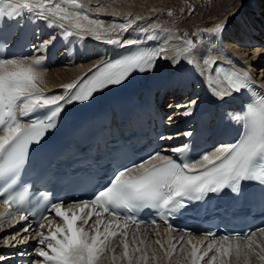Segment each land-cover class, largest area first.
I'll list each match as a JSON object with an SVG mask.
<instances>
[{
    "label": "snow or ice",
    "instance_id": "6c2138e0",
    "mask_svg": "<svg viewBox=\"0 0 264 264\" xmlns=\"http://www.w3.org/2000/svg\"><path fill=\"white\" fill-rule=\"evenodd\" d=\"M24 12L49 21V26L59 24L69 36L73 35V29L76 34L97 36L107 31L102 21L87 15L80 0H0V17L6 15L12 18ZM134 22L130 19L127 23L113 25V30L118 27L126 32ZM224 27L223 23H216L207 31L216 35L222 33ZM147 38L152 39L151 36ZM53 39L50 37V40ZM106 42L126 47L138 46L141 40L108 38ZM195 48L193 40L185 39L176 50V56L193 64L194 57L200 55L206 68L220 67L215 56H209L207 52L197 53ZM166 51L164 47H137L126 56L97 65L89 70L91 74L87 79L82 77L79 81L66 84L62 91L52 95L44 94L39 86L43 83L41 71L37 70L41 68L39 57L0 56V197H3L0 204L5 206L0 219L11 223L13 220L27 221L30 215L39 216L40 231L32 235L38 237L41 246L38 248V256L42 258L40 264H102L109 253L111 264L117 261L120 264H149L159 258L156 250L146 245L144 239L133 234L131 244L134 247H130L129 225H135L137 229L140 226L134 213L143 208L155 210L171 233L173 227L167 218L186 210L192 202L203 199L209 193H219L226 188L238 193L241 183L246 181L264 187V93H261L242 115L232 117L237 122H243V133L236 142L221 145L211 153H203L194 159H173L161 151L154 152L142 162L116 171L89 199L68 203L67 211L64 202L47 203L41 211H32L28 207V187H14L15 180L27 162L30 147L39 145L55 128L57 118L65 107L88 102L98 91L123 84L133 73L154 70L156 60ZM175 62H179L178 59ZM216 76L219 83L213 82V95L221 100L252 87L248 70L238 73L232 69ZM195 104L196 101L192 100L188 105L178 107L191 108ZM41 109L47 111L27 121L19 118L31 117ZM185 150L183 146L171 149L177 153ZM52 213L62 221V225L57 224L54 230L48 223ZM105 216L111 217V220H106ZM152 223L155 224V221ZM46 226L49 227L47 235L43 231ZM21 231L28 233L29 227H23ZM259 232L264 234V228ZM156 235L159 237L160 234L157 232ZM186 235L190 238L184 241L182 236L183 243H173V238L169 237L167 248L161 239H156L154 243L159 245L169 261L177 252H184L185 244L190 246L186 257L190 258V264H233V256L237 262L243 257L246 264H250L252 256L264 261V247L256 243L254 234L246 237L225 235L216 239L214 233L208 232L203 240L196 243L191 238V232ZM117 237H121L119 246L123 249L120 256H116V248L111 247ZM209 237L212 240L205 249L204 242ZM30 238L22 236L19 242L24 243ZM241 239L244 243L240 242ZM4 243L8 244L9 240ZM257 248L261 251L258 252ZM209 253H212L210 257ZM206 257L209 259L206 260ZM3 259L0 256V260Z\"/></svg>",
    "mask_w": 264,
    "mask_h": 264
},
{
    "label": "bare ground",
    "instance_id": "6f19581e",
    "mask_svg": "<svg viewBox=\"0 0 264 264\" xmlns=\"http://www.w3.org/2000/svg\"><path fill=\"white\" fill-rule=\"evenodd\" d=\"M93 1H97L98 3L94 5ZM80 2L84 4L87 15L91 19L102 21L103 27L107 31L101 32L99 36L83 33V40H80V38L73 33L67 45L65 55L71 60L69 66H76L73 65L74 59L72 58L74 55L77 54V52L88 50V57L85 56L86 51L85 53L83 52V60L78 63L80 65L77 64L78 66L62 72L53 71V69H37L41 71V78L43 80V83L39 86L46 95H52L62 91L64 85L74 82L78 77L94 66L96 62H99L112 47L114 48L117 46L120 48L119 45H109L105 41L108 37L123 40L129 37L148 39L147 37L151 36L152 39L159 40L161 46L167 49L165 58L168 61L170 74L175 79L173 80L176 86V99H181L182 96L180 95L187 91V96L182 97V99H186V103L192 100L196 101L199 98V92L201 90L200 84L204 81L212 86L214 81L219 83L217 77L211 75V69L205 67L203 58L200 55L194 57L195 63L193 64H189L186 59L176 56V50L181 46L182 41L190 39V37L193 38L192 36L195 34H200L202 38V40L196 44L195 51L197 53L207 52L209 56H215L223 62L228 61L232 69L248 70L255 81L258 80L260 84L264 83V47H261L260 43L257 41V39L261 40L262 32H264V0H80ZM170 7H172L176 15L169 16L168 14L162 13V11H146L147 8L166 10ZM184 8H186V10H182ZM179 13H181L180 20H177L176 16ZM149 15L153 18L152 20L148 19ZM137 17L139 19H136ZM130 19L135 22L133 27L128 29V31H121L118 27L113 30V25L127 23ZM170 22L171 24H168ZM82 23L87 22L82 21ZM216 23H223L225 25L223 32L216 35L209 34L207 30L214 28ZM229 24L232 26L226 28ZM45 26L46 27H41L45 31H47L48 27H53L49 26V24ZM57 26H59V24L55 25L53 29L55 33L53 32L54 34L52 35L55 39L50 40L49 38L48 40L50 41H46L43 49H46L48 44H51V42H54L56 39H58V41L62 40L61 35L65 34V29L59 27L57 30ZM66 27L70 28L68 25H66ZM49 28L48 31L50 33ZM72 31L75 32L74 29ZM185 33L192 35L186 37L184 36ZM259 33L261 34L259 35ZM65 42L66 40L63 41V44H65ZM93 51H95L96 54L94 57H90ZM98 51L99 53L97 54ZM68 53L70 55H68ZM177 59L179 62H175ZM222 61H217L220 67L222 66ZM258 65L261 67L260 69H257ZM260 73L261 77H259ZM235 99L237 98L230 97L229 101H235ZM0 213H2L1 210ZM8 223L10 222L0 219V226L6 228L7 233H11L9 234L10 238L15 235H13L11 229L6 226ZM157 232L160 234L159 237L156 235ZM133 234L140 239H144L146 245H150L151 249L156 250L159 259L150 261L149 264H190V258H186L190 251L189 245L185 244L184 252H177L172 260L169 261L168 258L164 256L163 251L160 250L159 245L154 243L156 239H161L167 248L169 237L173 238V243L181 242V237H176L174 234L166 232L163 229L143 230L130 234V247H134V245L131 244ZM254 235L256 243L264 246V234L258 232ZM189 238V236L184 237V241H187ZM191 238H193L194 243L203 240L202 237ZM120 239L121 237L112 241L111 245V247L116 248V256H120L123 251L122 247L119 246ZM209 242L211 241L204 242L205 249ZM240 242L244 243L243 240ZM257 251L259 252L261 249ZM3 253L4 251L1 252L0 255ZM110 255L111 253L105 256L102 264H111ZM138 255L139 254H137V256ZM211 255L212 253H209V257ZM205 259L207 260L209 258L206 257ZM232 259L233 264H246L243 257L238 262L235 260V256H233ZM249 259L250 264H264V261L259 260L256 256H252ZM116 264H120V261H117Z\"/></svg>",
    "mask_w": 264,
    "mask_h": 264
},
{
    "label": "rangeland",
    "instance_id": "374dc122",
    "mask_svg": "<svg viewBox=\"0 0 264 264\" xmlns=\"http://www.w3.org/2000/svg\"><path fill=\"white\" fill-rule=\"evenodd\" d=\"M99 1V0H98ZM133 4H134V2H133ZM99 6V5H98ZM194 8V7H193ZM193 8H192V10H193ZM182 10H186V8H184V9H182ZM191 10V9H190ZM146 11H148V12H157V11H162V13H165V14H168L169 15V13L171 12V13H173L172 14V16H174V15H176V13H174V11L172 10V7H170V8H168V9H166V10H163V9H159V10H155V8H147L146 9ZM180 14L181 13H179L177 16H176V18H177V20L179 19L180 20ZM148 19H153L150 15L148 16ZM176 20V21H177ZM142 22H144L143 20H141ZM168 24H171V22L170 23H168ZM161 25V24H160ZM167 25V24H166ZM162 26V25H161ZM232 25L231 24H229L228 26H226V28L227 27H231ZM56 29H57V27H56ZM154 29V28H153ZM193 31V30H192ZM191 31V32H192ZM74 33V32H73ZM75 34H76V32H75ZM192 34H188L186 37H190ZM76 36L78 37V38H80V40H83V35L82 34H76ZM193 38H191L190 37V39L191 40H195L194 42H195V44H197V43H199L201 40H202V38H201V36H200V34H195V35H193L192 36ZM109 38V37H108ZM78 65H80V64H78ZM78 65H76V66H78ZM62 66V67H61ZM61 66H59L58 68L57 67H54V68H52L53 69V71H57V72H62V71H68V70H70V68H74V67H76V66H69V62H66V63H64V64H62ZM65 66V67H64ZM69 66V67H68ZM258 68L257 69H260L261 67L258 65L257 66ZM59 69V70H58ZM61 75V74H60ZM0 231H1V234H0V254H1V252H3V247H4V241L7 239H9V234H11V233H7V231H6V228H4V227H2V226H0ZM3 245V246H2ZM262 247H264V246H262ZM258 249H260V248H258ZM258 249H256V250H258Z\"/></svg>",
    "mask_w": 264,
    "mask_h": 264
}]
</instances>
